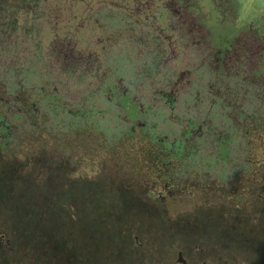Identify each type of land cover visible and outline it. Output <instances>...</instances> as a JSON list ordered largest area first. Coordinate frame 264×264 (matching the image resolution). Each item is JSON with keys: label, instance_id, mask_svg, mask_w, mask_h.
<instances>
[{"label": "rangeland", "instance_id": "1", "mask_svg": "<svg viewBox=\"0 0 264 264\" xmlns=\"http://www.w3.org/2000/svg\"><path fill=\"white\" fill-rule=\"evenodd\" d=\"M242 2L244 23L250 20L254 7L264 6V0ZM237 19V14H233L232 21L237 22ZM237 34L234 30L219 48L212 44V39L208 40L203 70L198 69L192 46L173 50L167 54L170 57L166 64L153 71L142 63L133 66L129 61L119 62L117 58L125 53L119 44L107 48L92 71H86L87 88H83V83L77 86L67 82L63 93L68 98L94 93L97 96L95 108L106 115L108 113L102 110L109 104L116 109L114 102L121 101L122 95L130 96L138 107L135 113L118 107L117 115L111 113L103 118L118 129L133 123L145 124L168 141L189 142L185 155L191 158L183 160L188 168L178 170L177 187L175 190L171 187L168 194L162 191L165 198L161 200V194L143 181L142 172L121 169L112 159H104L97 171L87 165L85 157L78 158L77 163L70 164L75 167V174L69 177L71 171L65 168L67 161L56 163L51 157L39 155L41 159H38V154H34L31 157L33 169L39 170L50 183L52 178L57 180L53 185L47 184L46 191L34 187L33 181L29 183L33 179H11L6 186L2 185L0 232L11 239L14 250L7 257L0 254V264L30 263L26 254L31 245L20 246L16 239L18 228L25 226L31 229L30 233L34 229L46 237L52 236L48 237L45 247L55 254V264H71L74 252L79 254L78 264H112L110 253L117 245L126 243L124 249H127L133 244L131 238L125 241L120 238L113 247L108 241L111 237L108 231L115 226L137 235L144 248L132 254L133 260L124 259L122 264H138V258L146 264H163L167 256L174 262L179 251H183L192 264H200L201 260L209 264H264V249L259 248V251L257 247L258 240L264 242V196L260 197L264 195V182L248 185L256 208L244 225L238 216L241 210L235 207L231 210L220 202L219 196L215 201L217 205L213 206L209 196L213 191H221L223 185L231 188V183L245 170V164H252L257 158L256 150L252 153L253 148L250 149L248 155L244 145L253 141L249 137L256 126L251 122L258 120L260 109L264 117V95L257 83L258 75L264 78V70L255 67V55L242 65ZM119 63L124 66L118 68ZM108 74H111L108 83L112 88L100 97L98 88ZM190 124L194 129L188 132ZM199 142L202 144H197ZM118 152L122 153L120 147L114 154ZM167 156L154 154L153 163L167 164L170 157ZM259 159L262 161V156L259 155ZM81 164L88 168L76 174ZM11 175L19 176L13 172ZM216 179L219 182L214 183ZM204 185H210L213 191ZM198 187H203L206 194ZM31 204L33 217L27 222L15 209L27 211L24 208H30ZM109 215H114V225ZM256 215L259 219L253 221L252 216Z\"/></svg>", "mask_w": 264, "mask_h": 264}, {"label": "trees", "instance_id": "2", "mask_svg": "<svg viewBox=\"0 0 264 264\" xmlns=\"http://www.w3.org/2000/svg\"><path fill=\"white\" fill-rule=\"evenodd\" d=\"M241 3L242 0H0V164L3 165H0V190L11 179H33L29 183L35 182L33 186L42 191L47 190V184H54L57 178H52L50 183L39 170L33 169L31 157L34 154H38V159H41L39 155L51 157L56 163L67 161L65 168L71 171L69 177L75 174V167L70 164L77 163L78 158L85 157L87 165L97 171L104 159H112L121 169L142 172L143 181L155 190L177 187V172L186 167L183 157L185 160L191 158L185 155V142L168 141L145 124L133 123L121 129L111 127L109 120L103 117L111 113L117 115L118 107L131 113L138 108L128 95L114 102L116 109L109 104L102 110L108 113L106 115L95 108L97 96L94 93L68 98L63 89L67 82L77 86L83 83V88H87L86 71H92V66L107 48L119 44L125 50L117 58L119 62L129 61L133 66L142 63L153 71L166 64L170 57L167 54L173 50L192 46L198 69L203 70L208 40L216 44L232 36L235 29L232 17L238 14ZM242 23L236 37L241 46L242 65L255 55V67L263 71L264 6L254 7L250 20ZM122 66L121 63L117 65L118 68ZM110 75L101 81L100 97L112 88L108 83ZM257 77L258 90L264 95V78ZM262 113L260 109L259 122H253L255 132L249 137L253 141L244 145L248 155L250 149L253 148L252 153L256 150L257 158L252 164L244 163L242 174L248 176L242 178L243 184L253 181L254 168L261 164L259 155L263 158ZM194 125L190 124L187 131ZM119 147L122 153L114 154ZM158 153L170 156L167 164L157 166L153 163L152 157ZM86 168L81 164L76 174ZM12 172L19 176L13 178ZM33 207L31 204L30 208H24L27 211L15 209V212L30 222ZM113 216L108 218L114 225ZM124 229L127 233L116 226L108 231L111 235L108 241L113 247L120 238L133 240L129 250L124 249L126 243L116 246L109 257L112 264L133 260L132 254L144 249L138 236ZM29 230L27 226L18 228L16 239L20 246H32L26 254L30 263L55 264V254L45 247L52 236L48 238L34 229L31 233ZM257 247L264 249V242L258 240ZM71 256V264H78L79 254L74 252ZM165 261L163 264H173L168 256ZM137 262L146 264L139 258Z\"/></svg>", "mask_w": 264, "mask_h": 264}, {"label": "flooded vegetation", "instance_id": "3", "mask_svg": "<svg viewBox=\"0 0 264 264\" xmlns=\"http://www.w3.org/2000/svg\"><path fill=\"white\" fill-rule=\"evenodd\" d=\"M242 4H243V2H242ZM243 13H245V7L243 9L240 7V9L238 11V14H237V16H238L237 22L235 20V29H234L235 31H238L240 26L242 25V22H244V21H242L243 20L242 19L243 18ZM234 30H233V32H234ZM220 37H221V39L224 38V34L222 36H220ZM221 42L220 43L217 42L216 44L212 43V44L215 45V46H218V48H219V45L221 44ZM208 44H209V41H208ZM219 56H222V54L219 55ZM167 100H165V101H167ZM253 122L254 121H252L251 124H253ZM192 128L193 127H191L189 129V131L194 129V128L193 129ZM188 143L186 142V144H188ZM191 144L194 145V142L191 143ZM183 159L185 160V158H183ZM186 168H188V166ZM235 171H236V169H235ZM244 175H245V173L239 174L237 176V178L235 179V181L231 183V188H228V187L223 185V188H222L221 191H213V188L210 185H204V188L207 187V188L210 189V191H213V192H211V194H209L210 201L213 202V206L217 205V203H215V201L218 199V196H219V200H221L220 202H223L224 205L230 207L231 210H233L232 208L235 207L237 210H241L242 211V213L238 215L240 217V221L243 222L242 225H244L245 222H248V219H250L249 216L252 214V211L256 208L254 206V204H255L254 195L251 192V189L248 187V185L251 184V183L259 184V183L264 182V154H263V158H262L261 164H258L254 168L253 181L252 182L250 181V182H247V183L243 184L241 182V180L244 177ZM245 176H248V174L245 175ZM219 179H221V178H218V180ZM218 180L216 179V181L214 183L219 182ZM221 185H222V183H221ZM175 188L176 187H174V190H175ZM199 188L201 189L200 191L205 193V191H203V187H198L197 189H199ZM169 190H170V188H165V190L160 189V190H155V191H157L159 194H161L160 198L162 200V199L165 198V196L162 195L163 194L162 191H164V193L168 194ZM263 196L264 195H262V194L260 195L261 198H263ZM221 205H223V204H221ZM249 207H251V208H249ZM258 210H261V208L258 209ZM252 217H253V221L254 220L256 221V220L259 219V217L257 215H256L255 218H254V216H252ZM136 240H137V237H136ZM13 250L14 249L11 246V239L8 238L4 233L0 232V254L7 257V255H12L13 254ZM179 254H181V261H184L185 264H192L190 259H187L184 256V252L183 251H179L178 255ZM178 255H177V259L174 261L176 263L173 262V264H183L182 262H178ZM25 264H31V263H25ZM200 264H209V263L206 260H201Z\"/></svg>", "mask_w": 264, "mask_h": 264}, {"label": "water", "instance_id": "4", "mask_svg": "<svg viewBox=\"0 0 264 264\" xmlns=\"http://www.w3.org/2000/svg\"><path fill=\"white\" fill-rule=\"evenodd\" d=\"M178 262H182L183 264H185L184 261H181V254L178 255Z\"/></svg>", "mask_w": 264, "mask_h": 264}]
</instances>
